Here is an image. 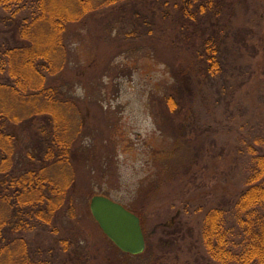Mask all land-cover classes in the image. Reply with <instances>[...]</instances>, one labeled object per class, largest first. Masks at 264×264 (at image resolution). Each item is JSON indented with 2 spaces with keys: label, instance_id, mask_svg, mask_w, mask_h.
<instances>
[{
  "label": "rangeland",
  "instance_id": "rangeland-1",
  "mask_svg": "<svg viewBox=\"0 0 264 264\" xmlns=\"http://www.w3.org/2000/svg\"><path fill=\"white\" fill-rule=\"evenodd\" d=\"M162 8L135 0L66 28L55 85L78 123L74 213L60 215L56 234L33 237L56 264H218L202 244L203 218L229 210L244 189L243 141L264 136V0H220L194 25ZM206 37L218 40L223 71L195 77L192 91L182 71ZM9 41L0 19V47ZM95 196L140 219L143 255H124L101 232Z\"/></svg>",
  "mask_w": 264,
  "mask_h": 264
},
{
  "label": "trees",
  "instance_id": "trees-1",
  "mask_svg": "<svg viewBox=\"0 0 264 264\" xmlns=\"http://www.w3.org/2000/svg\"><path fill=\"white\" fill-rule=\"evenodd\" d=\"M133 1L0 0L1 22L11 32L0 47V264H56L33 249V237L56 234L60 215L74 213L78 123L55 85L68 58L66 28ZM157 1L164 13L194 25L212 17L220 0ZM195 55L182 71L192 91L195 77L210 81L223 71L217 39L204 38ZM240 151L247 157L244 189L229 210L207 211L201 240L218 264H264V136L245 139Z\"/></svg>",
  "mask_w": 264,
  "mask_h": 264
},
{
  "label": "water",
  "instance_id": "water-1",
  "mask_svg": "<svg viewBox=\"0 0 264 264\" xmlns=\"http://www.w3.org/2000/svg\"><path fill=\"white\" fill-rule=\"evenodd\" d=\"M89 209L101 232L119 251L129 255L143 253L145 239L135 214L103 196L93 197Z\"/></svg>",
  "mask_w": 264,
  "mask_h": 264
}]
</instances>
